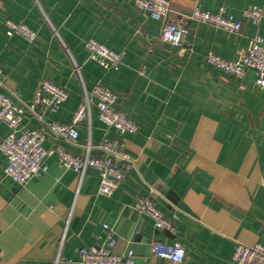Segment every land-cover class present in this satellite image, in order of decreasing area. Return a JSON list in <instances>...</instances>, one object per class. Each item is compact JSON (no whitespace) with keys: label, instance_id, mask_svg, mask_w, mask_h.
Segmentation results:
<instances>
[{"label":"crops","instance_id":"obj_1","mask_svg":"<svg viewBox=\"0 0 264 264\" xmlns=\"http://www.w3.org/2000/svg\"><path fill=\"white\" fill-rule=\"evenodd\" d=\"M169 17L190 32L182 45L161 39L163 20L138 10L132 0H0V66L5 94L30 103L39 83L64 87L67 99L47 119L71 121L84 91L100 83L119 96L115 108L137 125L120 136L134 166L110 196L98 194V172L83 175L48 156V171L22 187L4 173L0 153V264H79V248L100 245L115 231V253L133 250L134 264H234L237 241L264 245V86L254 70L241 79L210 68L205 55L237 58L259 33L264 39V0H169ZM263 8L258 26L243 19ZM195 6L242 19L228 32L191 18ZM6 20L37 34L28 42L8 34ZM95 39L126 54L118 69L91 60L84 45ZM77 64L80 74L74 71ZM20 126L41 128L35 118ZM11 129L0 123V139ZM116 137L95 105L75 140L62 142L73 155L100 156L95 146ZM57 142L48 137L43 146ZM87 146H91L89 149ZM152 196L166 218L177 211L174 234L156 229L132 208ZM180 243V263L150 253V244Z\"/></svg>","mask_w":264,"mask_h":264},{"label":"built area","instance_id":"obj_2","mask_svg":"<svg viewBox=\"0 0 264 264\" xmlns=\"http://www.w3.org/2000/svg\"><path fill=\"white\" fill-rule=\"evenodd\" d=\"M133 5L150 17L163 20L161 39L174 45H182L183 37L189 28L169 17V0H132ZM263 16V8L258 5L250 6L243 12V19L254 26H258ZM191 18L196 22L207 23L228 32H238L242 26V19H234L225 14L224 8L215 12L203 10L195 6ZM8 34H16L28 42H33L37 34L24 23L6 20ZM88 57L105 68L118 69L125 50L115 51L101 42L91 38L84 45ZM205 62L210 68L217 69L226 75L241 79L247 70L255 72V83L264 86V39L254 34L248 46L241 50L237 58L227 60L214 52L205 55ZM74 71L80 74L77 64ZM0 86H2V68L0 66ZM68 92L51 80H42L35 89L30 103H17V95L12 92L5 94L0 91V123H5L11 133L0 139V153L6 159L4 173L11 177L22 187L27 186L31 179L40 177L48 171L45 159L55 155L58 162L66 169H72L81 177L85 168L91 167L98 172V194L110 196L123 181L125 174L134 166V158L126 151L125 143L120 138L126 133H136L138 125L122 110L114 106L119 100L116 92L96 84L91 90L84 91L82 101L73 113L68 124H62L46 118L47 109L58 110L67 99ZM95 105L97 117L106 128L113 129L116 137L102 138L95 146L100 156H91L89 152L80 157L68 152L62 142L75 140L78 136L80 123L90 115L91 107ZM35 118L42 123L41 128H27L20 126L26 118ZM57 142L49 148L43 146L48 138ZM91 146H87L89 149ZM132 208L139 214L151 218L156 229H163L172 234L176 232L174 221L178 218L177 211L170 218H166L156 206L155 198L144 196L137 198ZM107 231L105 240L100 245L82 246L78 250L79 264H134L133 250L128 249L122 253H115L113 247L116 243L114 229L105 224ZM150 253L159 258L169 259L174 263L184 260L186 252L178 243L171 244L152 242ZM234 264H264V245H252L237 241L232 255ZM67 264H71L67 261ZM147 264V263H145Z\"/></svg>","mask_w":264,"mask_h":264}]
</instances>
